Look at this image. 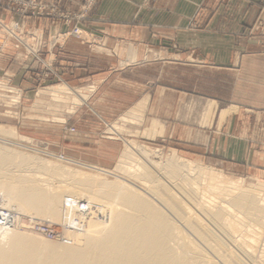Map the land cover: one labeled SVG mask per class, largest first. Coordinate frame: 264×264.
<instances>
[{
    "label": "rangeland",
    "instance_id": "374dc122",
    "mask_svg": "<svg viewBox=\"0 0 264 264\" xmlns=\"http://www.w3.org/2000/svg\"><path fill=\"white\" fill-rule=\"evenodd\" d=\"M97 2L83 0L72 10L64 7L63 0H0V42L8 44L3 60L10 63V72L0 75V128L6 131H0V145L79 175L124 182L139 191L142 189L129 182L142 187L140 175L145 169L139 164L151 168L153 162L163 163L173 155L188 161L191 168L201 167L196 168L198 174L195 170L191 175L207 202L228 200L236 190H264V172L228 158L232 154L242 160L243 143L230 142L228 129L223 128L227 116L239 111L223 109L218 96H212V69L202 68L210 65L197 60L226 56L230 52L228 33L236 39H252L262 23L245 30H212L198 14L206 11V6L184 16L181 25L179 16L161 12L96 16L92 11ZM156 2L143 0L141 10ZM238 2L217 0V9L223 5L232 8ZM246 3L264 5V0ZM228 23L235 24L230 20L222 26ZM69 42L74 45L75 65L82 68L87 64L92 72L87 78L63 76L56 54ZM213 42L224 45L216 47ZM197 43L203 46L197 47ZM101 71L110 74L104 98L124 105L138 93L132 105L106 118L96 109L100 100L95 75ZM75 91L82 97L80 102L74 100ZM207 106L213 109L208 112ZM223 110L228 112L221 118ZM245 120L247 125L238 128L242 139L251 129L253 142L259 143L264 139V109L247 112ZM218 132L223 135L213 142ZM132 146L133 158L126 164L123 155ZM38 176L54 186L66 183L49 175ZM80 196L79 205L86 206L87 196ZM6 203L3 200L1 206ZM13 214L18 223L9 217V226L15 224L20 229L23 220H28L29 230L48 240H62L63 231L69 229L67 223Z\"/></svg>",
    "mask_w": 264,
    "mask_h": 264
},
{
    "label": "bare ground",
    "instance_id": "6f19581e",
    "mask_svg": "<svg viewBox=\"0 0 264 264\" xmlns=\"http://www.w3.org/2000/svg\"><path fill=\"white\" fill-rule=\"evenodd\" d=\"M132 148L123 155L126 164ZM139 167L145 169V188L129 182L151 197L124 182L79 175L0 145V214L69 226L62 240L52 241L32 233L28 220L20 229L7 220L0 224V264H264L263 189L236 190L228 200L207 202L191 175L201 167L174 155ZM38 174L66 183L54 186ZM80 195L87 196L85 208Z\"/></svg>",
    "mask_w": 264,
    "mask_h": 264
},
{
    "label": "crops",
    "instance_id": "0c3cea01",
    "mask_svg": "<svg viewBox=\"0 0 264 264\" xmlns=\"http://www.w3.org/2000/svg\"><path fill=\"white\" fill-rule=\"evenodd\" d=\"M82 1L83 0H63V5L73 10L78 8ZM142 1L143 0H98L92 13L96 16L119 15L124 17L135 16L140 13L153 15L157 12H161L163 14L179 16V25H181L184 16L191 14L195 8L197 10L200 6H206V11L203 10L198 12V14L203 15L206 19L207 28H212V30H245L257 26L258 22L262 23V28L259 29L258 33H256L252 39L239 37L236 39L233 33H228L227 35H229L228 37L230 38L228 48L230 52L226 56L213 55V57L210 58H201L197 60L201 61V63L210 65H203L201 66L202 68L208 67L212 69V96H218L219 103L224 105L223 109L233 107L239 111L227 116L223 128L228 129L229 136H227V138L230 142L243 143L244 148L240 155L242 160L238 161V156L232 154L229 155L228 158L234 162H244L249 166L254 165L259 171L264 172V139H261L259 143L253 142V138H251V129L245 132V138L242 139V135L239 134L240 130L238 129L243 125H247V121L245 120L247 112H255L264 109V5H249L246 3V0H239L238 3H234L232 8L223 5L217 9V0H157L148 10H141L140 4ZM233 15L235 17H232ZM229 19L235 24L231 26V24L228 23V26L223 27L222 25H225L223 22L230 21ZM179 27L182 28L181 26ZM201 32H205V30ZM211 33L213 35H219V33H215V31ZM212 45L221 47L224 44L213 42ZM72 46L74 45L69 42L67 43L66 49L57 50V63L60 62V65L63 66V76L67 79L76 77L87 78L88 74L92 72L87 69V64H84L82 68L75 65L76 55L75 51L71 48ZM196 46H203V44L197 43ZM7 47L8 44L6 41L0 42V75L2 76L10 72V63H5L3 60ZM109 75L103 71L95 75V77L99 79L97 98L99 97L100 100V104L96 109L105 118L108 114L114 115V113L116 114L132 105L135 100H137L138 95V93H135L136 97H132L131 100L124 105L120 104V101L117 99L110 100L109 98H104L106 94L103 92L104 88L110 85L108 82ZM137 84L139 85V83ZM101 101H105V105H103ZM93 103L95 104V101L92 102V104ZM109 103L115 105L112 106L109 105ZM212 107L213 106H207L206 111L209 112L210 108L213 109ZM227 112L228 110L221 111V118H223ZM248 117L250 118L252 116L248 115ZM217 135L221 136L223 134L222 132L216 133L213 142H216Z\"/></svg>",
    "mask_w": 264,
    "mask_h": 264
},
{
    "label": "built area",
    "instance_id": "2783aa9c",
    "mask_svg": "<svg viewBox=\"0 0 264 264\" xmlns=\"http://www.w3.org/2000/svg\"><path fill=\"white\" fill-rule=\"evenodd\" d=\"M62 159H64V156H61ZM81 208H85L86 206H83L80 204ZM8 217L4 216L3 214H0V224L7 222Z\"/></svg>",
    "mask_w": 264,
    "mask_h": 264
}]
</instances>
